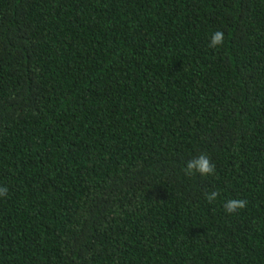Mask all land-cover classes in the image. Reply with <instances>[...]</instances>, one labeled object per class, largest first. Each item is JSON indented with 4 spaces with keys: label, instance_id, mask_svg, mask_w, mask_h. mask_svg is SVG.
<instances>
[{
    "label": "trees",
    "instance_id": "1",
    "mask_svg": "<svg viewBox=\"0 0 264 264\" xmlns=\"http://www.w3.org/2000/svg\"><path fill=\"white\" fill-rule=\"evenodd\" d=\"M0 184V264H264V0H0Z\"/></svg>",
    "mask_w": 264,
    "mask_h": 264
},
{
    "label": "clouds",
    "instance_id": "2",
    "mask_svg": "<svg viewBox=\"0 0 264 264\" xmlns=\"http://www.w3.org/2000/svg\"><path fill=\"white\" fill-rule=\"evenodd\" d=\"M224 43V33L221 30H216L210 34L209 47L218 48ZM186 173L198 172L200 175H211L215 169L209 158L204 154L197 155L194 159H190L185 167ZM8 192L6 185L0 184V197H4ZM205 198L211 202L218 198L217 191L213 190L205 193ZM246 201L238 198H229L223 202V208L226 213L233 214L236 211L243 209L246 206Z\"/></svg>",
    "mask_w": 264,
    "mask_h": 264
}]
</instances>
